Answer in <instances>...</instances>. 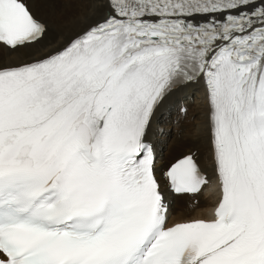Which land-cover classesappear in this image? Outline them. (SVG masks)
Wrapping results in <instances>:
<instances>
[{
    "label": "snow or ice",
    "instance_id": "obj_1",
    "mask_svg": "<svg viewBox=\"0 0 264 264\" xmlns=\"http://www.w3.org/2000/svg\"><path fill=\"white\" fill-rule=\"evenodd\" d=\"M72 2L0 0V264H264V0ZM193 85L213 198L175 218L210 182L153 125Z\"/></svg>",
    "mask_w": 264,
    "mask_h": 264
},
{
    "label": "bare ground",
    "instance_id": "obj_2",
    "mask_svg": "<svg viewBox=\"0 0 264 264\" xmlns=\"http://www.w3.org/2000/svg\"><path fill=\"white\" fill-rule=\"evenodd\" d=\"M42 1L43 2L40 3V5H39V3L36 0H33V2L36 5H39V8H37V9L39 10L40 14L42 16H44L46 19H48L52 24L63 25L65 23H67L72 17L77 15V13H78V7H76V5L71 0L70 1L69 0H67V1L63 0V1H65V3L62 1L64 4L59 3L58 2L59 0H42ZM61 7L65 8L68 11V14L70 13V15L67 18H63L61 16H55V15L60 14V8ZM0 54H1V52H0ZM2 54H3L2 60L7 58L8 54L3 53V52H2ZM182 104L185 105L186 108H188L187 109V115H184L185 116L184 122L185 121L187 122L186 117L188 119H191L195 116L194 122L196 125L197 122L202 119V97H201L200 90L196 86L193 85L189 89H187L183 92L177 93L175 96L170 98L164 104V106L158 111V113L155 117V120H154V125H153L152 139L154 140V142L156 144L157 151L159 153V159H161L162 155H164L166 152V149H167L166 133H169L168 131L164 130V129H166L165 126L163 124L160 125V122L169 120L168 122L171 123V126L173 127V131H178L180 127L175 128L172 125V121L179 124L180 120L182 119V115H181L180 111L178 110ZM175 107H177V110ZM186 124L187 123H185V128L189 130V128H191L192 126H189ZM166 127H168V126H166ZM193 129H195V128H193ZM185 133H187V132H185ZM194 135L196 137H193V141L190 144V148H187L186 151H183V152L196 151L198 153L201 168L204 171L207 179L209 180V182L211 184H209V186H207L205 188V191L203 193L199 194V196L201 197V199H199V200H201L200 204H199V208L194 209L193 207H191L190 211L187 213L184 211H179V212L174 213L175 210H173V208H172L173 217H175V218H178L181 215V213L188 215V216L200 215L201 212L207 211L210 208L211 200L213 198L212 185L214 183V173H213L212 165H211V162L207 156V151H206V147H205L203 137L198 136L196 134V131H194ZM172 141H174V140H172ZM173 144H174V142H173ZM169 146H168V149L170 148ZM173 155H174L173 151H171V154L168 157H171ZM173 199L174 198L171 197L172 201H173ZM172 207H173V204H172Z\"/></svg>",
    "mask_w": 264,
    "mask_h": 264
},
{
    "label": "rangeland",
    "instance_id": "obj_3",
    "mask_svg": "<svg viewBox=\"0 0 264 264\" xmlns=\"http://www.w3.org/2000/svg\"><path fill=\"white\" fill-rule=\"evenodd\" d=\"M38 3H39V5H40V3H42L43 1L42 0H36ZM61 1V2H60ZM63 0H59L58 2L59 3H65V1H67V0H65V1H63ZM70 1V0H69ZM72 1V0H71ZM63 3V4H64ZM39 5H36L37 6V8H39ZM77 7V6H76ZM39 11V10H38ZM70 15V13L68 14V11L65 9V8H60V14L59 15H55V16H61V17H63V18H67L68 16ZM2 56H3V54H2V52H1V54H0V60H2ZM176 108V110H177V107H175ZM188 109V108H187ZM185 117V116H184ZM184 117H183V119H181L180 120V122H179V124L178 123H175L174 121H172V125L175 127V128H178V127H180L179 128V130L178 131H173V127L170 125L171 123L170 122H166V121H161L160 122V125L161 124H163L164 126H165V128L167 129V131L169 132V133H166V145H167V149H166V152H165V156L164 155H162V158H161V161L163 162L164 161V159L165 158H169L168 159V162L169 161H171L172 159H174L175 157H178V156H180V155H183V154H185V153H188V152H185V153H180V154H176V155H173V156H171V157H168V156H170V154H171V151H173V150H175V148L178 146V144H180V143H187V146H186V149L187 148H190V144L192 143V141H193V137H196L195 135H194V131H196L195 129V122H194V118H195V116L193 117V118H191V119H188L187 117H186V119H187V122L185 121L184 122ZM185 123H187L186 125H189V126H192L191 128H189V130L188 129H186L185 128ZM166 126H168V127H166ZM193 128H195V129H193ZM170 130V131H169ZM191 130V131H190ZM185 132H187V133H185ZM189 132V133H188ZM190 135V136H189ZM194 135V136H193ZM172 140H174V141H172ZM177 142H176V141ZM173 142H174V144H173ZM180 142V143H179ZM170 143V144H169ZM176 144V145H175ZM170 145V146H169ZM168 146L170 147L169 149H168ZM186 151V150H185ZM169 153V154H168ZM173 197V196H172ZM174 199H175V204H176V207H178L177 209H176V211L174 212V213H176V212H179V211H184V212H189L190 211V208L191 207H193V205L195 204L194 203V201H192V200H189L187 197H184V198H180V197H174ZM173 199V200H174ZM199 199H201V197L199 196ZM200 201L201 200H198V204H200ZM172 204H173V201H172ZM173 207H175V206H173ZM188 208V209H187ZM174 209V208H173Z\"/></svg>",
    "mask_w": 264,
    "mask_h": 264
},
{
    "label": "trees",
    "instance_id": "obj_4",
    "mask_svg": "<svg viewBox=\"0 0 264 264\" xmlns=\"http://www.w3.org/2000/svg\"><path fill=\"white\" fill-rule=\"evenodd\" d=\"M186 146H187V143H180V144H178V146L175 148V150H173V154L174 155H176V154H180V153H185V152H183V151H185L186 150ZM183 147V148H182ZM179 148V149H178ZM168 159L169 158H165L164 159V162H168ZM175 211H176V209H175Z\"/></svg>",
    "mask_w": 264,
    "mask_h": 264
}]
</instances>
